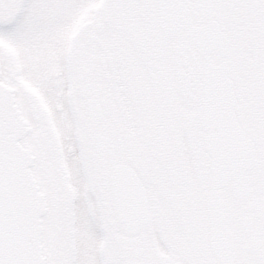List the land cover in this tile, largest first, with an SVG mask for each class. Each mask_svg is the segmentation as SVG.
<instances>
[{
  "label": "snow or ice",
  "instance_id": "obj_1",
  "mask_svg": "<svg viewBox=\"0 0 264 264\" xmlns=\"http://www.w3.org/2000/svg\"><path fill=\"white\" fill-rule=\"evenodd\" d=\"M0 264H264V0H0Z\"/></svg>",
  "mask_w": 264,
  "mask_h": 264
}]
</instances>
